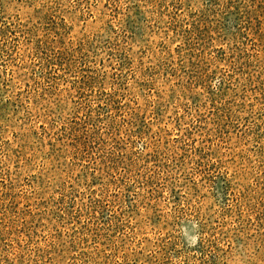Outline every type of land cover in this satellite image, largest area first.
I'll list each match as a JSON object with an SVG mask.
<instances>
[{"label":"rangeland","instance_id":"rangeland-1","mask_svg":"<svg viewBox=\"0 0 264 264\" xmlns=\"http://www.w3.org/2000/svg\"><path fill=\"white\" fill-rule=\"evenodd\" d=\"M0 264H264V0H0Z\"/></svg>","mask_w":264,"mask_h":264}]
</instances>
